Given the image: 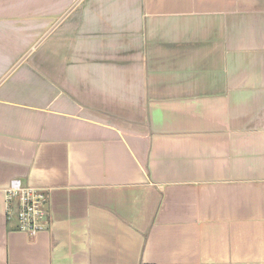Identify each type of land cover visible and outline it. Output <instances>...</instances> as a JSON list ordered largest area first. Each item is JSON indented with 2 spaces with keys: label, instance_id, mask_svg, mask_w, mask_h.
I'll use <instances>...</instances> for the list:
<instances>
[{
  "label": "crops",
  "instance_id": "0c3cea01",
  "mask_svg": "<svg viewBox=\"0 0 264 264\" xmlns=\"http://www.w3.org/2000/svg\"><path fill=\"white\" fill-rule=\"evenodd\" d=\"M0 264H264V0H0Z\"/></svg>",
  "mask_w": 264,
  "mask_h": 264
},
{
  "label": "built area",
  "instance_id": "2783aa9c",
  "mask_svg": "<svg viewBox=\"0 0 264 264\" xmlns=\"http://www.w3.org/2000/svg\"><path fill=\"white\" fill-rule=\"evenodd\" d=\"M4 193L8 213L17 220L19 230L34 235L46 227L45 192L37 187L24 185L20 179L13 178Z\"/></svg>",
  "mask_w": 264,
  "mask_h": 264
}]
</instances>
